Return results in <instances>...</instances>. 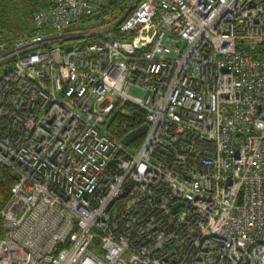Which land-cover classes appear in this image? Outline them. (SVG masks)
Returning a JSON list of instances; mask_svg holds the SVG:
<instances>
[{
  "label": "built area",
  "instance_id": "1",
  "mask_svg": "<svg viewBox=\"0 0 264 264\" xmlns=\"http://www.w3.org/2000/svg\"><path fill=\"white\" fill-rule=\"evenodd\" d=\"M120 1L0 33V264H264V0ZM128 104L136 147L109 130Z\"/></svg>",
  "mask_w": 264,
  "mask_h": 264
},
{
  "label": "trees",
  "instance_id": "2",
  "mask_svg": "<svg viewBox=\"0 0 264 264\" xmlns=\"http://www.w3.org/2000/svg\"><path fill=\"white\" fill-rule=\"evenodd\" d=\"M101 8L92 15L83 17L79 22L74 23L71 30H88L110 24L125 13V3L120 0H101ZM53 0H0V33L4 35L3 41L12 42L17 36L31 33L35 29V14L50 7ZM93 39L94 35L78 36L61 41L59 44L68 47L80 43L82 39ZM12 59L0 62V70L5 71L7 65H11ZM131 109L130 115L118 116L110 125V132L123 138L127 133L144 125V110L136 105H127ZM116 123H119L116 126ZM142 137H139L133 144L138 146ZM17 180V174L8 166L0 163V210L7 203L13 184ZM3 224L0 216V236L3 235Z\"/></svg>",
  "mask_w": 264,
  "mask_h": 264
},
{
  "label": "water",
  "instance_id": "3",
  "mask_svg": "<svg viewBox=\"0 0 264 264\" xmlns=\"http://www.w3.org/2000/svg\"><path fill=\"white\" fill-rule=\"evenodd\" d=\"M148 129V124H144L134 130H132L131 132H129L124 138H123V142L126 145L131 144L133 141H135L136 139H138L139 137H141L142 135H144L146 133Z\"/></svg>",
  "mask_w": 264,
  "mask_h": 264
},
{
  "label": "rangeland",
  "instance_id": "4",
  "mask_svg": "<svg viewBox=\"0 0 264 264\" xmlns=\"http://www.w3.org/2000/svg\"><path fill=\"white\" fill-rule=\"evenodd\" d=\"M125 5H126V3H125ZM131 105H135V104H131ZM137 106V105H136ZM140 107V106H139ZM131 149H132V147H131ZM93 248V250H96V247L95 246H93L92 247Z\"/></svg>",
  "mask_w": 264,
  "mask_h": 264
}]
</instances>
